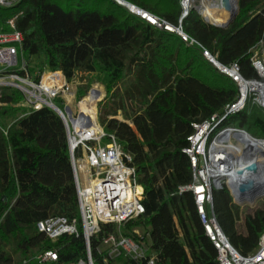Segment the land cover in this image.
Returning <instances> with one entry per match:
<instances>
[{"label":"trees","instance_id":"1","mask_svg":"<svg viewBox=\"0 0 264 264\" xmlns=\"http://www.w3.org/2000/svg\"><path fill=\"white\" fill-rule=\"evenodd\" d=\"M123 1L178 27L180 0ZM12 19L27 65L34 59L38 74L60 71L68 81L77 74H108L98 124L131 156L144 215L125 227L148 231L155 264H216L192 195L178 194L191 180L182 151L192 124L222 115L236 101V84L178 35L151 27L113 0H17L0 6V32ZM181 29L220 65L237 64L244 78L256 75L251 58L264 44V0H238V14L226 29L194 11ZM88 100L93 102L92 95ZM82 105L81 112L93 117L92 105ZM118 111L123 121L114 118ZM225 127L261 136L264 109L247 100L219 126ZM213 208L230 244L241 254L252 252L264 233V208L241 209L226 189L213 192ZM54 216L76 220L79 235L52 243L36 232L38 221ZM107 234H116V226L101 225L90 240L98 264L97 241ZM44 250L57 252L53 264L85 258L66 129L50 108L28 110L18 90L0 88V264H13L15 254L19 264H38L33 258Z\"/></svg>","mask_w":264,"mask_h":264},{"label":"built area","instance_id":"2","mask_svg":"<svg viewBox=\"0 0 264 264\" xmlns=\"http://www.w3.org/2000/svg\"><path fill=\"white\" fill-rule=\"evenodd\" d=\"M16 1L0 0V6L11 7ZM113 1L125 8L130 15L151 27L174 33L188 44L189 38L182 32L181 25L172 27L164 20L128 2ZM186 1H180L181 15L192 11L201 15L196 8L198 0H189L187 9L184 6ZM6 26L8 30L0 32V88L18 90L28 110L37 111L50 106L58 109L67 123L69 161L85 244V258L74 264H98L92 256L90 240L98 236L101 225H115L116 234H107L97 241L95 252L100 259L99 264H121V261L132 262L131 264H155L156 258L149 248L148 231L140 235L138 228H133L129 234L119 233L121 228L133 224L144 215L143 189L138 183L131 156L125 154L114 137L107 134L97 122L96 107L103 99L100 90L94 87L95 92L89 91L76 103L77 90L73 81L75 77L68 81L60 71L44 70L37 75V80L32 78L22 52V34L15 29L13 19L9 20ZM262 45L263 43H260L253 49L251 64L256 74L254 77L244 78L237 64L229 67L221 65L217 68L236 84V101L228 106L222 115H214L203 123L192 124V133L187 137V146L182 151L190 164L191 180L178 189V194L192 195L203 234L216 252V264H264V233L259 236L253 251L244 255L230 244L218 224L213 208V192L222 190L224 186L229 187V180L220 175L234 174L235 164L230 161H213L211 152L215 142L224 132L237 130L219 126L229 115L241 112L247 100H251V95L257 96L251 85L264 86ZM243 85L248 87L247 97L238 100ZM91 95L94 96L92 103L88 100ZM84 101L92 105L93 117L80 111L79 104ZM254 101L264 108L258 96ZM240 104L241 106H238ZM73 105L78 107L77 112L72 110ZM35 230L52 243L63 235H79L77 221L61 216L38 221ZM33 259L38 264H53L58 261V254L55 250H44L37 253Z\"/></svg>","mask_w":264,"mask_h":264},{"label":"bare ground","instance_id":"3","mask_svg":"<svg viewBox=\"0 0 264 264\" xmlns=\"http://www.w3.org/2000/svg\"><path fill=\"white\" fill-rule=\"evenodd\" d=\"M188 2L189 0L184 2L186 9L188 7ZM196 8L200 12L201 16L207 20V22L216 25L227 24L231 17V13L226 11L221 5V0H198ZM247 88L248 87L245 85L242 86L238 100H243V98L247 97ZM251 89H254L260 99L264 100L263 85L252 84ZM238 106H241V104ZM232 137L238 141L236 147L234 145L235 143L231 141ZM225 143H231L230 146L233 147L232 150L227 148V146H224ZM211 152L213 155V161L217 160L218 162L220 161L224 163L230 161V163L235 164V174L220 175L229 180V187L232 185L231 182L241 179L240 174L244 168L247 169V173H245L246 175L249 174L256 178H261L262 175H264L262 174L264 172V167L257 163L259 162L263 164L264 162V139L256 140L248 134L235 135V133L231 131H226L219 137V139H217ZM259 152L260 154H258ZM242 158H244L243 161ZM241 161L243 162V165L240 163ZM262 182H264V180ZM138 191L140 190L138 189ZM249 204L252 205V203Z\"/></svg>","mask_w":264,"mask_h":264},{"label":"water","instance_id":"4","mask_svg":"<svg viewBox=\"0 0 264 264\" xmlns=\"http://www.w3.org/2000/svg\"><path fill=\"white\" fill-rule=\"evenodd\" d=\"M221 5L223 8L231 13L230 20L227 24L224 25H216L213 23L207 22L205 18L202 17L203 21L207 24H210L214 27L221 28V29H226L229 27V25L235 20L237 14H238V5L236 0H221ZM187 12L182 14L180 16L178 24L181 25L182 21L187 17ZM188 45L196 48L199 52L203 54V56L216 68L220 67L221 65L216 62L198 43L193 41L192 39L189 38L188 40ZM91 92H95L94 89L90 90ZM52 111H54L62 120L65 129H67V123L66 120L64 119L62 113L50 106L49 107ZM231 132L235 133V135H244L248 134L244 131H238V130H231ZM229 188L231 197L235 203L236 206L241 207L244 204L248 203H254L260 196L264 195V182L261 181H256V182H251L248 177L246 178H241L237 179L236 182H233L232 185Z\"/></svg>","mask_w":264,"mask_h":264},{"label":"rangeland","instance_id":"5","mask_svg":"<svg viewBox=\"0 0 264 264\" xmlns=\"http://www.w3.org/2000/svg\"><path fill=\"white\" fill-rule=\"evenodd\" d=\"M181 1V0H180ZM237 5H238V0H237ZM180 9H181V7H180ZM201 18H202V16L201 15H199ZM209 21H211V20H209ZM263 59H264V52H263ZM37 62L33 59L29 64H28V73H29V75L32 77V78H36L37 77V74H38V72H39V68H38V66H37V64H36ZM84 78H86V79H84ZM98 78H100L101 80H103V81H105L106 80V76L105 75H103V76H98ZM95 80L96 79H94V78H92L91 77V75H88L87 76V74H77L76 76H75V78H74V84H76V90H77V98H76V103L79 101V98H80V96L81 97H83V96H85L91 89H93L94 87H96V88H99L100 90H101V92H102V94H103V96H105V92H104V88H103V86L104 85H102L100 82H95ZM257 94V93H256ZM257 96H258V100L264 105V100H262V99H260V97H259V95L257 94ZM257 96H255V95H251V100L253 101V103H255L256 105H258V106H260L259 105V103L258 102H256V101H254V99H257ZM94 97L92 96V99H93ZM99 105V104H98ZM98 105H97V107H96V112H97V122L99 123V121H98V115H99V112H98ZM126 106L129 108V104L128 103H126ZM261 107V106H260ZM82 108H83V105H82V103H80L79 104V109H80V111L82 110ZM261 108H263V107H261ZM264 109V108H263ZM72 110L73 111H75L76 110V112L78 111V107H76L75 105H73L72 106ZM100 115H101V112H100ZM99 115V116H100ZM115 119H117L118 121H123V118H122V116H121V113H120V111H118L117 112V115L114 117ZM257 130H256V134H250V133H248L249 135H251L253 138H255V139H263V135H261V136H259L258 134H257ZM231 141H233L235 144V147L237 146V143H238V141L234 138V137H232L231 138ZM231 145V143H225L224 144V146H227V148H229V149H231L232 150V148L233 147H231L230 146ZM244 147V146H243ZM258 154H260V152L258 153ZM244 160V158H242V161ZM240 162L242 165H243V162ZM260 166H262V167H264V162H263V164H261V163H259V162H257ZM245 173H247V169L246 168H244V169H242V172H241V174H240V176H241V178H246V177H248V178H253L254 176H252V175H246ZM235 174V173H234ZM262 174H264V172L262 173ZM262 177H264V175H262ZM259 178H257V180H258ZM260 179H263V178H260ZM264 180V179H263ZM223 189H226L227 191H228V193H229V195H230V197H231V194H230V191H229V188L228 187H223ZM231 199H232V197H231ZM232 203L233 204H235L234 203V201H233V199H232ZM239 208H241V209H246V210H248V211H254V210H256V209H258V208H264V196H261L260 198H258L252 205H250L249 203L247 204H244L243 206H241V207H239ZM139 230V232H140V235H142L141 233L143 232V231H145L144 230V228L143 229H138ZM119 233H121V234H129L130 233V231L129 230H127L126 229V227L125 228H121L120 230H119ZM16 261H19V258L18 257H16V259H15Z\"/></svg>","mask_w":264,"mask_h":264},{"label":"crops","instance_id":"6","mask_svg":"<svg viewBox=\"0 0 264 264\" xmlns=\"http://www.w3.org/2000/svg\"><path fill=\"white\" fill-rule=\"evenodd\" d=\"M262 52H264V44L262 45ZM262 56H263V53H262ZM261 59L264 61V59H263V57H261ZM91 75V77L92 78H94V79H96L95 80V82H100L102 85H105L108 81H109V76H108V74H106V73H97V72H94V73H91L90 74ZM103 75H105L107 78H106V80L105 81H103V80H101L100 78H98V76H103ZM99 89V88H98ZM100 90V89H99ZM100 92H101V90H100ZM101 95L103 96V94H102V92H101ZM93 96V95H92ZM94 97V96H93ZM103 98H104V96H103ZM103 100V99H102ZM260 179V178H259ZM258 179V180H259ZM16 257H18L19 258V255L18 254H15L14 255V257H13V264H19V261H16L15 259H16Z\"/></svg>","mask_w":264,"mask_h":264}]
</instances>
